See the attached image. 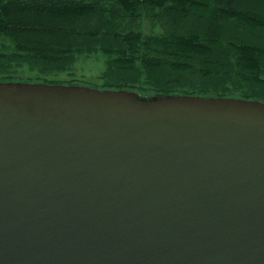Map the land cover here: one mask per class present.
<instances>
[{
  "label": "water",
  "instance_id": "obj_1",
  "mask_svg": "<svg viewBox=\"0 0 264 264\" xmlns=\"http://www.w3.org/2000/svg\"><path fill=\"white\" fill-rule=\"evenodd\" d=\"M0 264H264V101L0 81Z\"/></svg>",
  "mask_w": 264,
  "mask_h": 264
},
{
  "label": "trees",
  "instance_id": "obj_2",
  "mask_svg": "<svg viewBox=\"0 0 264 264\" xmlns=\"http://www.w3.org/2000/svg\"><path fill=\"white\" fill-rule=\"evenodd\" d=\"M99 51L114 89L264 101V0H0V80Z\"/></svg>",
  "mask_w": 264,
  "mask_h": 264
},
{
  "label": "rangeland",
  "instance_id": "obj_3",
  "mask_svg": "<svg viewBox=\"0 0 264 264\" xmlns=\"http://www.w3.org/2000/svg\"><path fill=\"white\" fill-rule=\"evenodd\" d=\"M144 29L145 32H150L152 30L148 22L145 23ZM153 31L160 32L161 28L157 27L155 30L153 29ZM106 68L107 55L102 51H99L90 55H79L69 70L49 75L48 78L55 80L56 83L54 84H77L100 89H114L113 87H109L106 85V78L104 77ZM38 76L39 74L36 71H30L27 67H22L19 68V70L15 74V77H17V80L15 81L38 82ZM0 81L7 82V80ZM145 94L149 95L151 94V91H145Z\"/></svg>",
  "mask_w": 264,
  "mask_h": 264
}]
</instances>
